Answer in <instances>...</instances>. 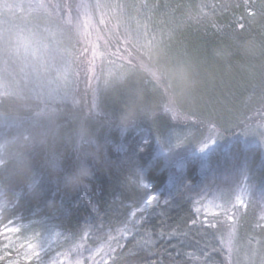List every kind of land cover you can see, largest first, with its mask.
I'll return each mask as SVG.
<instances>
[{
	"label": "trees",
	"instance_id": "16d2710c",
	"mask_svg": "<svg viewBox=\"0 0 264 264\" xmlns=\"http://www.w3.org/2000/svg\"><path fill=\"white\" fill-rule=\"evenodd\" d=\"M107 1L106 5H117L127 27L137 14L146 13L153 37L145 55L163 74L165 87L134 61L111 56L119 76L109 80L110 73L102 74L100 106L113 118L111 124L114 119L119 120L114 124L135 123L142 127L137 132L119 138L117 132L107 133L110 123H105L98 135L95 129L101 120L94 123L67 104L50 123L19 116L16 125L0 124V229L17 226L21 237L27 231L52 228L61 239L53 253L71 252L78 244L81 264H192L191 258L177 254L176 244L193 242L200 231H220L224 225L222 221L211 227L202 221L197 206L215 196L232 203L223 196L245 184L249 198L238 214L236 231L242 242L250 238L264 247V220L258 216L264 158L259 148H243L236 141L205 158L167 162L156 143L182 134L178 141L190 145L210 125L224 132L241 129L251 110L264 106V17L254 15L255 7H245V0ZM0 10L8 23L56 28L43 12ZM60 37L69 47L76 43L71 30ZM152 39L161 41L160 48H151ZM167 94L192 120L171 119L164 111ZM3 98L0 113L8 115L16 103ZM231 123L235 127L229 130ZM77 126L87 128L93 142L77 147L71 137ZM52 132L59 137L55 144ZM81 163L90 175L69 185L66 177ZM150 195L155 199L148 204ZM192 220L196 224H190ZM128 229L132 232L126 239L116 234ZM4 236L0 235V264L9 259L7 252L18 250L12 243L6 246ZM103 242L110 251L91 261L88 250Z\"/></svg>",
	"mask_w": 264,
	"mask_h": 264
},
{
	"label": "rangeland",
	"instance_id": "374dc122",
	"mask_svg": "<svg viewBox=\"0 0 264 264\" xmlns=\"http://www.w3.org/2000/svg\"><path fill=\"white\" fill-rule=\"evenodd\" d=\"M112 0H109V2ZM107 1V3H109ZM105 0H0V9H10L12 12L27 13L43 12L47 19L53 21L56 27L41 23L22 27L20 23H8L0 16V101L12 98L16 108L10 114L0 113V124L16 125L21 117L43 118L51 116L53 112L65 109V105L78 109L85 118L92 122L101 120L96 125L95 133L109 124L110 114L100 106V78L104 73H110V79L119 76L111 58L134 61L137 66L148 72L150 77L160 86L165 87V78L158 68L148 61L145 48L150 44L148 22L144 13L137 14V20L132 26H126L117 12V5H106ZM99 4L101 7H96ZM80 5H89L87 8ZM4 11V10H3ZM1 12V10H0ZM141 12V11H140ZM5 16H10L8 12ZM14 15V14H12ZM139 15H141L139 17ZM103 18L104 23H101ZM59 30H57V26ZM24 26V25H23ZM63 30V31H62ZM72 31L76 43L70 46L61 40L60 35ZM57 31V33H56ZM26 32L25 34H23ZM68 39V37H66ZM48 45L47 51L38 47L37 42ZM68 42V41H67ZM153 49L160 48L161 41L152 39ZM74 48V49H73ZM112 56V57H111ZM55 57L54 68L43 79L31 75L33 67L39 66L42 60ZM110 69V72H109ZM60 73L58 76L57 73ZM25 73H29L25 78ZM261 101H257L259 103ZM264 102V101H263ZM263 102L259 103L262 104ZM264 106L251 110L248 119L241 129L231 132L221 131L217 126L205 128L203 135L195 143L185 145L176 135L173 139H159L157 152L165 156L167 162L183 157H207L214 152L228 149L233 142L239 141L243 148H259L264 158ZM164 111L173 121L192 120L180 113L172 97L167 94V103ZM22 113V114H21ZM113 119V118H112ZM111 119V120H112ZM242 120V119H241ZM51 120H48L50 123ZM107 127V133L117 132L119 138L129 133L137 132L142 127L135 123H115ZM103 123V124H102ZM235 126L228 125L229 130ZM233 193L223 197L233 200L224 203L220 197H210L199 203L198 209L202 212V221L208 225L221 223L222 230L209 229L200 231L194 241H179L176 245L177 254L191 258L192 264H264V247L261 243L248 238L241 241L237 233V217L245 207L249 198L250 188L242 184L234 186ZM233 217L229 220L228 217ZM259 219L264 220V197L258 210ZM212 227V226H211ZM18 229L17 226L0 229V235H5L6 246L11 243L17 246L15 252H7L6 264H28L32 259L36 264H81L80 245L75 250L53 253L61 242L60 235L52 228H38L35 232L27 231L26 235L17 236L18 231H4ZM131 229L116 234L126 239ZM229 233H232L231 244L227 243ZM115 234V235H116ZM22 241H18L19 239ZM264 241L262 237L261 242ZM31 244L29 249L26 245ZM115 247V245H112ZM109 245L103 242L98 247L88 250L91 261L101 258L109 250ZM231 249V251L229 250ZM50 255V257H47ZM54 259V260H53Z\"/></svg>",
	"mask_w": 264,
	"mask_h": 264
},
{
	"label": "snow or ice",
	"instance_id": "6c2138e0",
	"mask_svg": "<svg viewBox=\"0 0 264 264\" xmlns=\"http://www.w3.org/2000/svg\"><path fill=\"white\" fill-rule=\"evenodd\" d=\"M80 7L83 8H87L89 7V5H80ZM96 7H101V5L97 4ZM245 7H255L256 12L254 15H259L261 17H264V3L262 4H252L249 5L248 0H245ZM251 15V13H250ZM101 23H104L103 18L101 19ZM38 47L42 48L44 51H47L48 49V45L43 43L42 41H38L37 42ZM54 62H55V57H48L44 60L41 61V63L39 64V66L37 67H33L31 75L36 77L37 79H43L49 72H51L54 68ZM58 76L60 75V73H57ZM29 76V73H25V78L27 79ZM155 199L154 196H148L147 198V203L151 204L152 201ZM229 220H232L233 217L229 216L228 217ZM190 224L194 225L196 224L195 220L190 221ZM212 227H215V225H210ZM4 231H18V229H5ZM231 237H232V233H229V239L227 241V243L230 245L231 244ZM29 249L32 248L31 244L26 245ZM231 251V249H229Z\"/></svg>",
	"mask_w": 264,
	"mask_h": 264
},
{
	"label": "clouds",
	"instance_id": "9594fccd",
	"mask_svg": "<svg viewBox=\"0 0 264 264\" xmlns=\"http://www.w3.org/2000/svg\"><path fill=\"white\" fill-rule=\"evenodd\" d=\"M59 117H60V112L56 111L53 112L51 116H44L43 119L44 120H50L53 118L59 119ZM44 134L48 135V133H44ZM51 135L53 137V143L55 144L56 140L59 139V137H57L56 133L54 132H52ZM71 137L75 139L77 147L93 142V137L89 132V130L82 126L75 127L71 134ZM89 175H90L89 167L86 164L81 163L70 175L66 177V181L69 185H73L82 181Z\"/></svg>",
	"mask_w": 264,
	"mask_h": 264
}]
</instances>
